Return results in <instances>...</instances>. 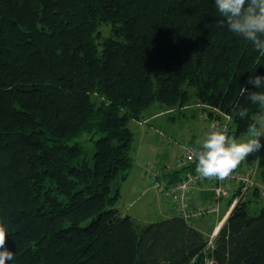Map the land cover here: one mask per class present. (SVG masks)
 Here are the masks:
<instances>
[{
  "label": "trees",
  "instance_id": "16d2710c",
  "mask_svg": "<svg viewBox=\"0 0 264 264\" xmlns=\"http://www.w3.org/2000/svg\"><path fill=\"white\" fill-rule=\"evenodd\" d=\"M214 3L0 0V222L14 253L7 264L202 263L208 237L194 223L172 215L141 224L116 203L133 166L129 123L150 106L199 110L210 131L229 115L234 137L264 114L240 94L264 91L247 83L264 76V57L218 27ZM176 164L170 171L157 161L147 175L160 170L171 184L190 169ZM258 170L264 184V157ZM250 203L237 201L214 236L216 264H264V208L253 214Z\"/></svg>",
  "mask_w": 264,
  "mask_h": 264
},
{
  "label": "rangeland",
  "instance_id": "374dc122",
  "mask_svg": "<svg viewBox=\"0 0 264 264\" xmlns=\"http://www.w3.org/2000/svg\"><path fill=\"white\" fill-rule=\"evenodd\" d=\"M108 28L102 26V32L106 34ZM159 108L158 103L150 106L143 111V116L140 121L131 120L129 126L134 132V148L132 151L133 156V167L130 174L121 181V191L116 203V207L122 212L125 210L127 204L136 198L130 206V211L133 214H137L135 218L137 222L145 224L148 222L156 221L162 219L165 214H169L170 209L167 210L166 203L167 199L162 194H159L154 190V188H148L151 185V180L148 175L145 176L144 171L149 169L148 165H143L147 160L150 163H154L157 160H161V163L166 164L165 167L168 169L169 165H175L179 157V143L187 142L189 137L196 129H202L206 125L204 121V114L198 115L199 110L195 109V116L191 117V110H185L181 115L177 116V112L169 113L170 115L175 116L174 119L170 117L168 113H165L164 116L150 118V116L155 110ZM197 117V118H195ZM146 118L145 120H143ZM201 127V128H200ZM237 140L247 139L246 133L241 136L235 137ZM261 144L264 145V136L260 137ZM264 157V147H262L258 152L250 154L241 164L238 166V169L243 173H250L253 176L255 185L257 189L254 194L245 195V192H249L250 188L243 190L242 195L238 198V201L243 200V198H249L250 203V212L255 214L260 211L261 208H264V193L260 192V185H264L260 181L258 174V165L257 162L260 158ZM138 161V163H136ZM252 163V166L255 164V169H246L248 164ZM140 166V167H139ZM242 166V168H241ZM148 171V170H147ZM148 188L146 193L141 196L142 189ZM254 187V186H253ZM251 187V188H253ZM247 192V193H248ZM241 193V192H239ZM157 198L161 199V202H157ZM225 197L221 198V204L225 201ZM162 209L165 210V214H162ZM216 212H210L204 214L201 217L193 220L196 227L200 228L202 231L207 232L206 236L208 237L207 249L204 251L203 258L204 260L200 264H216L212 257L210 256L209 249L213 245V238L218 232L220 226L223 224L225 219L222 218L223 209L216 215ZM200 219V221H198ZM221 221L218 228L216 229L215 234L213 235V225ZM218 221V223H219ZM189 264H196L192 261Z\"/></svg>",
  "mask_w": 264,
  "mask_h": 264
},
{
  "label": "clouds",
  "instance_id": "9594fccd",
  "mask_svg": "<svg viewBox=\"0 0 264 264\" xmlns=\"http://www.w3.org/2000/svg\"><path fill=\"white\" fill-rule=\"evenodd\" d=\"M217 12L223 19L218 27H224L244 40L251 43L254 51L264 57V0H215ZM248 84L255 89L264 88V76L253 75L248 78ZM240 94H247V99L264 109V91H249L240 88ZM237 114L243 119L248 116V109L237 106ZM247 139L237 140L229 134L225 126L223 130L213 127L204 138L201 150L189 159H195L196 173L201 178L209 180H224L250 154L258 152L264 145L260 137L264 136V114L248 124ZM9 230L5 223L0 222V264H7L14 259V253L6 247Z\"/></svg>",
  "mask_w": 264,
  "mask_h": 264
},
{
  "label": "built area",
  "instance_id": "2783aa9c",
  "mask_svg": "<svg viewBox=\"0 0 264 264\" xmlns=\"http://www.w3.org/2000/svg\"><path fill=\"white\" fill-rule=\"evenodd\" d=\"M224 122L212 121L210 123L211 130L213 127L216 130H223L229 119V115H224ZM179 157L178 163L182 166H190L184 175L171 184H167L160 176V170L151 171L152 187L157 191L161 192L165 197L171 200L175 214L183 217L189 223H194L198 217L210 212L218 211V202H213L212 204L205 206L193 205L190 201V193L192 189L199 183L205 180L201 178L199 174L196 173L195 159H189L190 156H195L196 152L200 151L198 146L190 145L187 143H182L179 146ZM212 183L213 196L216 200L223 197H227L231 193V188L237 189L241 193H237L230 206L233 207L237 201L238 197L242 195L243 190L251 188L255 185V181L250 173L241 172L238 167L224 180H209ZM260 192L264 193V185H260Z\"/></svg>",
  "mask_w": 264,
  "mask_h": 264
},
{
  "label": "crops",
  "instance_id": "0c3cea01",
  "mask_svg": "<svg viewBox=\"0 0 264 264\" xmlns=\"http://www.w3.org/2000/svg\"><path fill=\"white\" fill-rule=\"evenodd\" d=\"M195 112V111H194ZM165 113H172V112H167V111H165V110H156V111H154L150 116H148L149 117V119L150 118H156V117H160V116H164L165 115ZM181 115V113H178L177 114V116L178 115ZM198 115H201L200 114V111H199V114ZM169 116L170 117H167V119H170V118H172V119H174L175 118V116H173V115H170L169 114ZM190 116L191 117H193V116H195L193 113H190ZM195 118H197V117H195ZM204 121H206V125L202 128V129H199V127H197L198 129H196V131H194V133H192L191 135H190V137H189V140L188 141H190V142H192V143H195L196 145H198L199 147H201V145H202V142H203V140H204V138L206 137V134L207 133H209L210 132V128H209V120L207 119V118H205V115H204ZM138 122V121H137ZM141 122H139V124H140ZM201 128V127H200ZM149 160H147L143 165L145 166V164L146 165H148V168L149 167H153L152 165H153V163H150V162H148ZM158 162H160L161 163V160H157ZM156 161V162H157ZM136 163H138V161L136 162ZM155 163V162H154ZM134 164V163H133ZM164 165H166V164H164ZM249 166H246V169L247 168H249V169H255V164L252 166V163H250V164H248ZM257 165H258V162H257ZM133 167V166H132ZM140 167V166H139ZM177 168H180V166L179 165H177V164H175L174 166L173 165H169L168 166V169L167 170H170V171H172V170H175V169H177ZM241 168H242V166H241ZM132 169V168H131ZM130 172H131V170H130ZM130 172H129V174H130ZM144 174H145V176L147 175V170H145L144 171ZM149 177V176H148ZM121 184L122 183H120V190H119V192L121 191ZM148 188L150 189V188H153L151 185H149L148 186ZM148 188H146V187H144L143 189H142V192H141V196H143L145 193H146V191H147V189ZM212 183L209 181V180H205V181H202V182H199L193 189H192V191H191V193H190V201H191V203L193 204V205H199V206H205V205H209V204H212L213 202H218V211H216V215L220 212V210L221 209H223V213H222V219L224 220L226 217H227V215L229 214V212H230V210L232 209V207L230 206V199L232 198V196L234 195V193L235 192H237V189H234V188H231V193H230V195L229 196H227V197H225L224 199H225V201L223 202V206L222 205H220L221 203V199H219V200H216L215 198H214V196H213V192H212ZM154 190H156V189H154ZM156 192L157 193H159V194H162V193H160L159 191H157L156 190ZM248 192V191H247ZM247 192H245V195H249V194H251V191H249L248 193ZM119 196H120V193H119ZM165 197V196H164ZM119 198V197H118ZM245 199H249V198H245ZM136 198H134L133 200H131L128 204H127V206L125 207V210H123L122 211V214H129L131 217H133L136 221H137V219L135 218V216H137V214H133L129 209H130V206L134 203V202H136ZM220 201V202H219ZM117 202H118V200H117ZM157 202L159 203V202H161V199L160 198H157ZM164 208H167V210L168 209H170V212H169V214H165V210L164 209H162V214H165V216L163 217V218H166V217H169V216H172V215H176L175 214V210H174V208H173V205H172V203H171V200L170 199H167V203H166V207H164ZM138 217V216H137ZM198 221H200V219H198ZM218 221L219 220H217V222L213 225V228H214V230H213V235L215 234V232H216V229L218 228V226H219V224H220V222L222 221H219V223H218ZM194 225H195V222H194ZM195 227H196V225H195ZM198 230H200L202 233H204L205 235H206V233L207 232H204V231H202L200 228H198V227H196ZM210 233V232H209ZM209 233H207V234H209Z\"/></svg>",
  "mask_w": 264,
  "mask_h": 264
}]
</instances>
